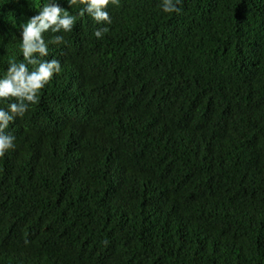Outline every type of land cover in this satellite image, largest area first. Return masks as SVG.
<instances>
[{"label":"trees","instance_id":"1","mask_svg":"<svg viewBox=\"0 0 264 264\" xmlns=\"http://www.w3.org/2000/svg\"><path fill=\"white\" fill-rule=\"evenodd\" d=\"M52 2L76 22L5 129L0 264H264V0H0V79Z\"/></svg>","mask_w":264,"mask_h":264},{"label":"clouds","instance_id":"2","mask_svg":"<svg viewBox=\"0 0 264 264\" xmlns=\"http://www.w3.org/2000/svg\"><path fill=\"white\" fill-rule=\"evenodd\" d=\"M181 0H163L162 10L165 13L181 12L178 7ZM118 6L119 0H68L69 7L82 5L79 13L89 15L97 24H111V17L106 10L109 5ZM63 13V14H62ZM76 17L69 15L58 3L52 2L44 5L38 14L33 15L23 24L21 31V51L24 62L10 61L7 75L0 79V100L15 102L9 103L7 110L0 109V157H3L10 149L15 148V137L5 133L9 124L17 117H23L30 105L39 101V92L53 78V75L61 71L59 60H43L49 55L48 43L62 44L64 37L54 36L48 43L45 42L46 32H71ZM109 29L99 28L94 32L100 39ZM28 65L36 66L29 71Z\"/></svg>","mask_w":264,"mask_h":264}]
</instances>
